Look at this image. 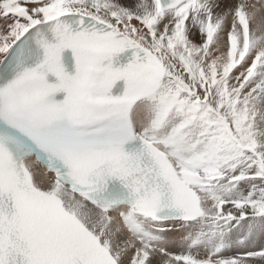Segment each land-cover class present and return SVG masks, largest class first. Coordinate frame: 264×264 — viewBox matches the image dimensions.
<instances>
[{
  "label": "snow or ice",
  "instance_id": "6c2138e0",
  "mask_svg": "<svg viewBox=\"0 0 264 264\" xmlns=\"http://www.w3.org/2000/svg\"><path fill=\"white\" fill-rule=\"evenodd\" d=\"M0 264H264V0H0Z\"/></svg>",
  "mask_w": 264,
  "mask_h": 264
}]
</instances>
